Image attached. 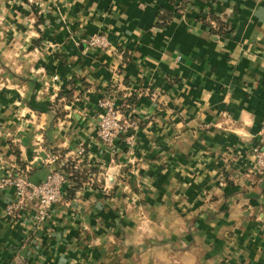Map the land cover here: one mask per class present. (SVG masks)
I'll use <instances>...</instances> for the list:
<instances>
[{
  "label": "crops",
  "instance_id": "0c3cea01",
  "mask_svg": "<svg viewBox=\"0 0 264 264\" xmlns=\"http://www.w3.org/2000/svg\"><path fill=\"white\" fill-rule=\"evenodd\" d=\"M102 98L131 142L97 137ZM254 144L264 0H0V183L86 169L41 225L0 186V264H264Z\"/></svg>",
  "mask_w": 264,
  "mask_h": 264
},
{
  "label": "built area",
  "instance_id": "2783aa9c",
  "mask_svg": "<svg viewBox=\"0 0 264 264\" xmlns=\"http://www.w3.org/2000/svg\"><path fill=\"white\" fill-rule=\"evenodd\" d=\"M87 43L90 47L109 48V43L103 35L92 36ZM98 105L103 113L96 131L97 137L109 146H113L114 140L124 135L131 142L133 134L129 135V130L133 127L132 123L121 117L118 109L114 107L108 98L100 99ZM77 153L82 155L84 147L80 145ZM252 157L256 172L264 174V145L254 144L252 146ZM51 159L54 161V156ZM27 171L28 169L17 167L8 169L5 177L1 179L0 186L10 187L14 191L16 200L7 207L8 212L25 208L28 202L35 203L37 206L35 220L38 225H41L48 215L52 203L62 198L64 192L62 186L67 181V173L58 166L44 181L32 184L27 179Z\"/></svg>",
  "mask_w": 264,
  "mask_h": 264
},
{
  "label": "trees",
  "instance_id": "16d2710c",
  "mask_svg": "<svg viewBox=\"0 0 264 264\" xmlns=\"http://www.w3.org/2000/svg\"><path fill=\"white\" fill-rule=\"evenodd\" d=\"M170 20V16L166 17L163 14L159 15L158 25H165ZM222 24L217 22V26L214 29H218V31L221 29ZM223 27V26H222ZM60 167L69 175L67 176V179L70 180L71 186L68 196H72L75 192V190L80 187L81 182L85 180L84 171L85 168L80 167V165H75V161H67L60 165Z\"/></svg>",
  "mask_w": 264,
  "mask_h": 264
}]
</instances>
